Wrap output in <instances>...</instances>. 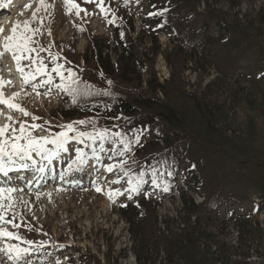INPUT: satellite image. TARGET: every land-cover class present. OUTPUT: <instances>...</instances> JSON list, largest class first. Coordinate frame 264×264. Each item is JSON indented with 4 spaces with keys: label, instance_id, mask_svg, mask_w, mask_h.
Returning <instances> with one entry per match:
<instances>
[{
    "label": "rangeland",
    "instance_id": "obj_1",
    "mask_svg": "<svg viewBox=\"0 0 264 264\" xmlns=\"http://www.w3.org/2000/svg\"><path fill=\"white\" fill-rule=\"evenodd\" d=\"M167 1L131 0L125 6L124 0H105L106 6L115 13L116 24L119 25L116 27L107 22L94 4H84L82 0H77L89 13L85 16L81 12L78 18L74 14H65L63 0H49L54 5V12L51 16L40 13L45 17V34L39 39L46 48L54 42L55 47L51 51L65 57L70 62L66 66L72 67L83 80L95 87H103L105 78L95 69L93 53L100 49L103 55L110 56L114 64L118 55V49L115 48H118L122 39L121 33L124 39L131 40L136 46L141 61L147 58L143 66L152 69L158 83L171 76L166 56L172 51L178 53L181 49L186 61L179 78L184 91L178 102L180 127H191L196 133L209 137L213 143L219 142L229 147L238 159L264 164V0H176L180 6V16L192 15L189 6L196 7L195 10L202 13L196 28L202 26L205 37L212 41L223 39L224 25L240 29L243 33L238 38V44H235L236 49H233V52L239 54L236 66L228 75L219 74L212 61L202 56L199 49L191 51L184 43L176 40L171 31L159 30L152 25L148 19L152 5L164 7ZM29 2L32 8L22 7ZM8 6L0 8V27L4 28L10 20V26L4 30L5 35L10 34V29L18 22L30 20L38 2L11 0ZM80 27L84 31H79ZM48 29L51 30V36L47 35ZM75 37L77 39L73 44ZM83 55L88 58L87 67L83 66ZM0 65L4 66L2 75L12 70L10 66L15 68L14 61L7 56L0 61ZM136 70L141 73V90H147L145 82L151 79L150 75L142 71L140 66ZM21 87L20 76L15 71L12 73V84L4 92L6 96H11L13 92H20ZM158 96L162 97L161 94ZM21 102L29 112L42 118L37 121L40 124L51 122L55 126L87 118L63 117L61 111L67 109V103L63 96L55 93L50 97L28 96ZM200 107L209 117L213 129H209L212 126L200 114ZM0 109H3L5 116L8 114L4 106H0ZM161 113L165 114V111ZM181 113L188 119V124ZM165 115L174 118V115H167V112ZM15 118L22 119L19 114H15ZM99 122L102 125L115 123L110 119H100ZM5 123L7 121L0 116V125ZM53 130L59 131L55 127ZM123 130L128 131L129 128ZM36 135L45 133L37 132ZM152 138L150 133L145 132L142 146ZM133 147L135 151L141 148L136 145ZM85 151L90 154V149ZM53 167L54 171H46L39 185L42 194L51 193V202L47 195H42L39 202L27 191L24 195L25 201L33 200L34 212V216L25 212L26 222L40 229V232H27L23 227L20 232L27 239L47 241L45 251L51 254H33V264H41V261L54 264L56 260L60 264H79L78 256L86 264H138L134 255L139 252L137 244L118 210L122 204L145 197L152 202L153 215L158 222L157 234L160 232L168 237L173 236L171 240L182 246H187L188 238L197 239L198 242L192 249L187 247V261L181 259L177 249L164 240L160 242L159 249L150 244L143 248L142 254L139 253L142 255L140 264H264V204L259 207L260 199L253 187L249 188L240 202L221 201L210 210H197L190 204V199L199 205L204 200V194L186 192L183 173L187 164L180 160L175 168L168 164L158 169L155 174L156 185L152 184L153 175L146 173L145 180L148 183L143 187L147 194L134 195L132 199L121 195L113 203L108 198V190H123L127 185L105 183L103 177L109 176L108 173H100L103 191L98 193L93 186L96 176L87 166L81 171H73L64 182L59 180V173L66 169V163H55ZM134 170L137 174L141 171L136 167ZM169 171L173 173L171 178L167 176ZM242 172L252 179L264 178V168L254 167L250 163L242 166ZM22 173L28 178L32 176L30 172ZM15 174L10 173V176L15 177ZM61 187L65 190L56 191ZM182 192H186V204L181 200ZM207 248L210 252L205 254ZM165 250L174 256L169 258ZM4 259L0 255V262Z\"/></svg>",
    "mask_w": 264,
    "mask_h": 264
},
{
    "label": "snow or ice",
    "instance_id": "obj_2",
    "mask_svg": "<svg viewBox=\"0 0 264 264\" xmlns=\"http://www.w3.org/2000/svg\"><path fill=\"white\" fill-rule=\"evenodd\" d=\"M38 6L31 13V19L17 23L10 29V34L5 35L0 27V61L10 57L14 61L15 70L21 79V91L13 92L6 96L4 89L12 84L11 79L3 78L4 66L0 65V106L8 110L5 116L0 109V116L7 121L0 125V255L5 259L0 264H33V254L46 253L47 241H34L21 234L23 227L27 232H40V229L31 227L26 222L25 212L32 214L33 200H24L25 192L39 202L42 195H47L51 202V193L42 194L39 185L44 174L54 171L55 163H66V169L59 173V180L66 181L73 171H81L85 166L90 168L96 176L93 180L95 190L100 193L103 187L100 183V173L106 172L109 176L103 177L105 183L127 186L123 190L109 189L108 198L116 203L117 198L126 195L132 199L134 195L147 194L144 192L146 173L134 170L139 169L142 162L135 154V148L142 147V137L145 134L141 129L124 131V125L112 123L100 124V119L119 121L118 114L113 117L88 116L85 119L70 121L53 126L51 122L37 123L41 117L29 112L22 104V99L34 95L35 97L57 96L67 97L66 103L74 108L88 109V101L94 97H112L109 90L94 88L93 85L83 80L82 76L66 66V58L60 53H53L54 42L44 47L39 37L45 34L43 25L45 17L41 12L51 16L54 5L49 0H37ZM84 4H94L100 9L107 22L116 24L115 13L107 7L105 0H82ZM11 0H0V8H5ZM131 0H124L128 6ZM66 15L80 17L83 12L89 15L86 8L81 7L77 0H63ZM25 9L32 8V3L22 5ZM50 9L52 10L50 12ZM167 9L149 13L150 16H163ZM79 31H84L82 27ZM51 36V30H47ZM123 38V33H121ZM45 53L46 55H42ZM47 61V62H46ZM101 77L103 74L101 73ZM111 87L112 81H108ZM99 108L100 105H93ZM15 114L22 119L17 120ZM29 120L31 122H29ZM18 125V127H17ZM59 131H54L53 128ZM43 132L45 135H36ZM131 132V135H129ZM74 142V143H73ZM72 145L71 149L69 145ZM83 145V147H77ZM85 149H90L86 152ZM74 153V154H72ZM105 159L107 163H105ZM22 172L32 173L31 178L19 175ZM10 173H17L15 177ZM152 184L156 185V176L153 172ZM168 175H172L171 172ZM35 185V189L33 186ZM57 188L56 191H64ZM167 191V187L164 189ZM126 207V204H122ZM12 229V230H10ZM47 235V233H41ZM41 264H45L41 261ZM52 264V262H48ZM54 264H60L56 260Z\"/></svg>",
    "mask_w": 264,
    "mask_h": 264
},
{
    "label": "trees",
    "instance_id": "obj_3",
    "mask_svg": "<svg viewBox=\"0 0 264 264\" xmlns=\"http://www.w3.org/2000/svg\"><path fill=\"white\" fill-rule=\"evenodd\" d=\"M160 6V5H159ZM196 7L189 6L192 15L180 16V6L176 0L167 1L164 7L152 5L149 13L167 9L163 16H150L148 19L152 25L163 31H171L176 40L184 43L191 51L199 52L212 61L215 70L222 75H228L236 66L238 52H233L238 44V38L242 36L240 29H233L224 24L225 34L220 41H212L205 37L202 26L196 28L202 13L195 10ZM73 40V44L76 41ZM118 55L115 63L109 55H103L100 49L93 53L94 66L98 72L103 74L105 84L103 87H95L101 90H109L112 97H94L88 101V109L74 108L67 103V109L62 110L63 117L101 115L113 117L120 115L121 119L115 121L124 125V128L135 129L143 126L144 131L150 133L153 138L147 141L141 148L135 151L137 158L142 162L139 167L145 173L155 172L163 165L171 164L175 168L180 160L187 164L183 173L186 192L204 194V200L196 205L190 199V204L197 210L212 209L221 201L240 202L250 187L260 199L259 207L264 204V178L252 179L248 174L242 172V166L250 163L254 167L264 168V164L249 160H241L229 147L221 143H213L209 137L196 133L191 127H180L177 113L179 111V100L183 94L179 78L186 61L181 49L178 53L172 51L166 56V61L171 67V76L162 83H158L151 68L144 67L143 61L147 60L138 55L136 46L129 39H120ZM83 66H88V58L83 55ZM149 74L151 79L146 81L147 90H141V73L136 68ZM108 81H112L111 87ZM161 94V98L158 96ZM189 96L187 93H184ZM64 101L67 97H63ZM66 103V102H65ZM198 104V103H196ZM93 105H100L99 108ZM199 105V104H198ZM161 111L167 112L166 117ZM199 112L205 117L209 129L213 124L204 110L200 107ZM182 114V113H181ZM188 124V119L184 117ZM136 167V166H133ZM171 172V171H169ZM168 172V173H169ZM171 178L172 175H168ZM186 192L181 193L184 204ZM127 206H119L118 214L127 222L131 237L135 239L137 250L135 258L138 264L142 261L143 248L155 245L159 249L163 240L177 249L178 255L187 261V247L192 249L197 244V239L188 238L187 246H182L173 240V236L157 234V218L153 215L152 202L148 197L133 203H125ZM159 235V236H158ZM170 240V241H169ZM176 251V252H177ZM207 248L204 253H209ZM166 255L172 258L174 254ZM79 264H86L81 256H78ZM88 264V263H87Z\"/></svg>",
    "mask_w": 264,
    "mask_h": 264
},
{
    "label": "bare ground",
    "instance_id": "obj_4",
    "mask_svg": "<svg viewBox=\"0 0 264 264\" xmlns=\"http://www.w3.org/2000/svg\"><path fill=\"white\" fill-rule=\"evenodd\" d=\"M9 7V6H8ZM8 7H5V8H8ZM3 10V9H2ZM3 14V13H2ZM8 26H10V20L5 24V26H4V30H6V28L8 27ZM11 68H12V70H8V71H6L4 74H3V78L5 79V80H8V79H11V81H12V73H14L16 70H15V68L13 67V66H10ZM15 175H17V174H15ZM20 175H21V173H20ZM30 179V178H29Z\"/></svg>",
    "mask_w": 264,
    "mask_h": 264
}]
</instances>
